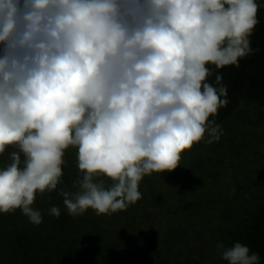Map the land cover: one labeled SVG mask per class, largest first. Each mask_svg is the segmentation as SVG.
I'll list each match as a JSON object with an SVG mask.
<instances>
[{"label":"clouds","instance_id":"clouds-1","mask_svg":"<svg viewBox=\"0 0 264 264\" xmlns=\"http://www.w3.org/2000/svg\"><path fill=\"white\" fill-rule=\"evenodd\" d=\"M257 0H0V212L33 209L57 188L64 154L78 149L80 191L70 214H107L141 198L139 183L174 171L181 154L220 139L209 117L227 106L217 69L237 65L258 24ZM21 154L24 159L22 162ZM23 163V166H21ZM113 181L105 187L95 177ZM50 214L59 216L52 207ZM228 264H258L240 243Z\"/></svg>","mask_w":264,"mask_h":264},{"label":"rangeland","instance_id":"rangeland-1","mask_svg":"<svg viewBox=\"0 0 264 264\" xmlns=\"http://www.w3.org/2000/svg\"><path fill=\"white\" fill-rule=\"evenodd\" d=\"M255 35L257 34L252 32L249 38V47L253 51L245 57L239 58L240 61L237 64L242 66L244 61L243 67L246 69H251L255 65L254 72L260 68L263 69L257 75L258 79L251 70L248 71V76L243 75L240 84L254 90L258 88L257 85L264 87V37L257 38L258 42H253V37L256 38ZM262 36H264V32ZM261 40L263 41L261 42ZM254 56L257 57L254 59L252 67L250 63L253 59L249 58ZM210 81L213 84L216 83L215 77ZM232 82V85L235 86L237 81L233 80ZM248 95L252 98L255 97L249 91ZM252 105L253 103L248 99L240 101L233 112L236 121L234 120L233 124H231V120L227 123L228 131L224 125L223 129L220 127L222 136L218 141L213 140L212 143L207 142L209 137L206 133L200 142L194 144L191 149L182 152L180 165L174 171L153 172L151 175H145L138 187V191L144 193V197L129 204L125 209L107 214H98L95 210L88 209L78 215L70 214L67 209V216L80 225L76 227L74 224L71 228L63 227L66 234L72 233L68 244L78 243L87 236L96 242V252L98 251L97 253L100 255L99 262L94 263L86 257L89 260L87 264H110L112 260L122 262V264H175L177 261L185 260L187 256H192L198 261L204 255H213V251L218 254V249L215 250V248L217 243L220 245L219 241L224 233L222 228L228 225L225 216L228 215L227 217L233 219L234 212L233 215H230V212L237 211L243 201L253 202L247 196L244 198L243 189L236 188L243 179L242 176L236 175L238 168L241 167L238 156L245 159L247 171L252 176V181H248L253 190L250 196L255 197V200L257 197L260 199L259 196L264 192V156L261 155L260 150H257L256 157L254 152L250 151L251 148L260 146L258 143L260 139L256 135L258 132V137L264 136V121H262L264 118L257 119V122L254 121L256 117H253V112L251 115L249 114ZM241 118L250 121L243 122ZM252 121L256 123L252 124ZM225 123L226 121H223V124ZM74 150V147H69L63 158V170L68 175L67 183L61 180L57 188L51 190L54 198L49 199L39 196V194L36 195L32 208L44 215L45 223L58 218V216L50 214V209L58 207L62 200L64 203L65 197L62 193H71L74 198V194L80 191L79 181L82 180L84 173L78 169V153H74ZM241 152H248L252 157ZM234 156L237 158L232 160ZM219 162L220 165L215 164H219ZM227 165L228 167H226ZM233 167L238 168L233 169ZM187 169L191 171L188 172ZM208 172L213 177L207 178L206 173ZM94 179L96 182L103 181L106 188L113 184V181L104 176ZM248 182H241L242 187ZM157 194H162L165 198L172 195L173 197L169 200L172 199L174 202H171L175 206H170L166 199H163L161 203L157 202ZM182 199L185 202L184 206L188 203L192 204L187 211L183 212ZM172 210L180 212L176 214L172 213L174 212ZM225 210L226 212H222ZM218 214L221 216H217ZM77 233L80 234L77 235ZM156 243H159L160 250H156L155 247L158 248ZM82 244L84 250L90 246ZM41 248L39 246L36 250L43 252V248ZM52 248L56 249L57 245H53ZM46 251L45 257L48 254ZM71 251L68 253L71 254ZM68 260L72 263V257ZM69 261H61L58 264H70Z\"/></svg>","mask_w":264,"mask_h":264},{"label":"trees","instance_id":"trees-1","mask_svg":"<svg viewBox=\"0 0 264 264\" xmlns=\"http://www.w3.org/2000/svg\"><path fill=\"white\" fill-rule=\"evenodd\" d=\"M257 3L261 5V7L258 9L257 13V20H258V25L253 29V33L257 34L255 37H253V42H258L257 38H263L262 36L264 32V0H257ZM250 38V37H249ZM250 41V39H249ZM260 41V40H259ZM263 40H261L262 42ZM2 50H3V45H0V55H2ZM258 56V55H257ZM257 56H254L253 58L250 57L249 59H253V61L250 63V65L253 67V63L255 62V58ZM240 60H238L239 62ZM242 66L238 65H228L223 68L217 69L214 65H209V68L211 69L213 75H211L208 78V82L212 83L210 81L211 78L216 77L217 75L222 77L221 84L226 87L227 89V99L229 103L227 106L222 107L218 109V113L215 116H210L209 117V123H212L213 121L215 122L212 126L219 125L221 129H223V125L226 127L227 123L231 120V124L234 123V120L236 121V117H234V109L238 107L239 102L242 101L243 99H248V101H251L253 103L252 108H250L251 111H249L250 115L253 112V117H256L254 121L257 122L258 120H261L264 118V87L263 86H258L256 90L246 87L245 85H241L240 82L242 81L243 75L248 76V71L251 70L252 74L256 76L258 79L257 75L262 72V68L258 71H253L255 68V65L251 69H246L244 68V61L242 62ZM250 66V67H251ZM255 70V69H254ZM237 81L236 85H232V81ZM225 81V83H224ZM213 84V83H212ZM213 85H216L214 83ZM260 87V88H259ZM248 91L252 94L255 95V97H250L248 95ZM254 106V107H253ZM242 116V115H241ZM251 118L250 116H248ZM243 122H249L250 120H244L241 118ZM240 120V121H241ZM223 121H226L225 124H223ZM252 121L251 123L254 124L256 122ZM264 121V119L262 120ZM241 122V123H243ZM226 130L228 131V128L226 127ZM258 130V129H257ZM207 133V132H206ZM205 133V134H206ZM225 133V132H224ZM207 137L208 134H206ZM258 135V132H257ZM260 139L259 143V148H251L250 151L254 152L255 157L257 154V150L261 151V155L264 156V136L258 137ZM222 136V135H220ZM73 148V147H70ZM74 153H78V149L74 148ZM13 151H19L18 147L16 146H8L5 149L4 153H0V168L6 167L8 164L11 163L10 160V154ZM241 151V150H239ZM243 154H247V156H251V154L248 152H241ZM66 154V151H65ZM64 154V156H65ZM240 159L241 164L239 166L241 167H233V169H237V174L238 177L242 176V183L252 181L251 179V174L247 171V164L244 163L245 159L242 158V156H238ZM237 157L234 156L232 160L236 159ZM21 159L23 162V155L21 154ZM229 159V158H228ZM238 160V161H239ZM76 161V160H75ZM218 162V161H217ZM221 162V161H220ZM215 163L216 165H220ZM234 162V161H233ZM234 164H236L234 162ZM23 166V163L22 165ZM228 167V165L226 166ZM63 165H62V176L60 178V181L66 182L68 179V175L65 173V170H63ZM189 170V171H188ZM188 172H190V169H187ZM236 172V171H235ZM192 175V174H191ZM207 178L213 177L212 174L206 173ZM196 179V177H193ZM199 181V178L197 179ZM239 183L237 185V189L244 190V198L247 196V198H251L253 202L251 203H246L243 201L237 208V211L234 210L230 212V215H233L234 212V218L231 219L230 217L225 216L227 221V226H224L223 229V235L219 241L220 244L224 245V248H230L236 243H240L242 245L247 246L250 249V254L251 253H256L258 254L259 260L258 264H264V192L263 196H259L260 199L255 200V197H251V193H253V190L250 187L251 183H246L244 184V187H242V183ZM39 196H43L46 198H54L53 194L51 193V190H47L43 193H39ZM36 194V195H37ZM141 198L144 197V193H140ZM173 196H167L166 198L162 194H157L156 195V201L157 202H162L163 199H166L167 203L170 204V206H175L172 199ZM243 198V197H242ZM65 199V198H64ZM142 200V199H141ZM63 201V200H62ZM60 201V204L57 208L60 209V215L58 218L52 220L51 222L45 223L44 215L42 214L41 217V223L35 224L31 222L30 218L23 214L21 209H16L13 212L9 213H2L0 212V264H58L61 261L67 262L69 261L68 259L72 257V263L70 264H87L88 259H91L92 262L98 263L99 262V257L100 255L96 252L97 248L95 247L96 242L89 236L86 238L82 239L78 243H75L73 245H69V238L71 237L72 233H67L64 230L65 227H72V225H76V227L80 226L74 221H72L68 216H67V208L64 206V203ZM155 201V202H156ZM49 202V201H48ZM154 202V201H153ZM174 202V201H173ZM184 201L183 199L181 200V205L184 206ZM191 203H188L187 205L184 206L182 209L183 211H187L189 207L191 206ZM31 207H34L33 205ZM176 213L180 212L172 210ZM222 212H226L222 211ZM240 212V213H239ZM43 213V212H42ZM168 213V212H167ZM227 214V213H226ZM221 216V215H217ZM229 218V220H228ZM222 220V218H219ZM230 221L232 222L230 224ZM97 222V221H96ZM63 228L61 230V228ZM103 230V228H101ZM100 229V230H101ZM80 233H77L79 235ZM84 235V234H83ZM165 238V237H164ZM82 243H85V245H90L87 249H82ZM65 246H64V245ZM53 245H57V248L54 249L52 248ZM157 247L156 250H160L159 243L155 244ZM215 248L219 253L216 254L213 251V255H204L202 256V259L196 260L193 259L192 256H187L185 260L183 261H177L175 264H228L227 261L222 259V251L223 249L218 247ZM41 246L43 252H39L36 249ZM73 248V249H72ZM48 253L47 256L45 257L44 253L45 250ZM71 251V254L68 253V251ZM77 250V251H76ZM211 253V252H210ZM209 253V254H210ZM210 256V257H209ZM87 257V258H86ZM205 258V259H204ZM209 258V260H208ZM55 260H59L58 262ZM74 260V263H73ZM170 260V259H169ZM171 261V260H170ZM92 264V263H91ZM110 264H122V262H116L112 260Z\"/></svg>","mask_w":264,"mask_h":264}]
</instances>
